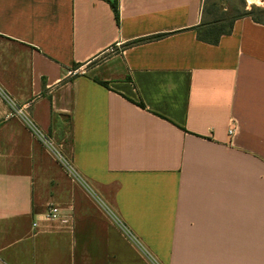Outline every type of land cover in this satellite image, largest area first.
<instances>
[{
    "label": "crops",
    "instance_id": "crops-1",
    "mask_svg": "<svg viewBox=\"0 0 264 264\" xmlns=\"http://www.w3.org/2000/svg\"><path fill=\"white\" fill-rule=\"evenodd\" d=\"M110 1L0 0V84L75 174L0 101V264H264V23Z\"/></svg>",
    "mask_w": 264,
    "mask_h": 264
},
{
    "label": "built area",
    "instance_id": "built-area-1",
    "mask_svg": "<svg viewBox=\"0 0 264 264\" xmlns=\"http://www.w3.org/2000/svg\"><path fill=\"white\" fill-rule=\"evenodd\" d=\"M113 51V49H111ZM85 74V69L82 66L72 68L68 71L67 75L69 77H75L78 75ZM0 101L6 106V112L4 113V119H19L29 130L30 132L41 141L43 146L53 155V152L56 151L54 147V142L45 137L39 129L36 127L30 116L27 114V106L19 105L15 99L5 90V88L0 84ZM229 135H233V129L229 130ZM58 159L64 164L65 168L69 171L70 175L75 176L74 171L68 161H66L62 156L58 155ZM72 219V209L62 207L50 203L47 205L44 211L38 214V220L33 223L34 227H38L41 222H58L63 225L70 224ZM123 231L129 236L131 234L127 231L125 227L122 226Z\"/></svg>",
    "mask_w": 264,
    "mask_h": 264
},
{
    "label": "trees",
    "instance_id": "trees-1",
    "mask_svg": "<svg viewBox=\"0 0 264 264\" xmlns=\"http://www.w3.org/2000/svg\"><path fill=\"white\" fill-rule=\"evenodd\" d=\"M110 4L113 8L115 19L119 24L118 0L110 1ZM231 8L232 11L229 12L228 9H223L219 3L204 4L203 19L199 25L193 28L196 31L198 40L211 45L218 44L222 36L232 33L235 22L241 18L248 17L255 22L264 23V9L251 7L250 10H247L246 6L241 2ZM163 36L165 34L157 35L149 39H156Z\"/></svg>",
    "mask_w": 264,
    "mask_h": 264
},
{
    "label": "rangeland",
    "instance_id": "rangeland-1",
    "mask_svg": "<svg viewBox=\"0 0 264 264\" xmlns=\"http://www.w3.org/2000/svg\"><path fill=\"white\" fill-rule=\"evenodd\" d=\"M240 2L243 3L246 6L247 10H250L251 7H255L257 9H264V0H205L204 4L207 5L209 3L210 4L211 3H219L223 9H228V11L231 12L232 11L231 7L238 5ZM53 142H54V147H55L56 151L53 152V155L51 153H49V151H48V153L50 155H52L53 161H56L58 163V166H57L58 170H56V171L58 173L62 172L65 175H70V173L67 170V168H65L64 164H62L61 161L57 157L58 155H60L66 161H69L68 158H69V152H70L69 150H70V148H69L68 141L66 143H64L62 148L60 147L59 142H56V141H53ZM51 172L53 173V167L51 168ZM70 176H71V178H74L72 175H70ZM74 186L76 187L75 184H74ZM46 207H47V205H46Z\"/></svg>",
    "mask_w": 264,
    "mask_h": 264
}]
</instances>
